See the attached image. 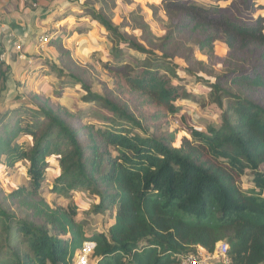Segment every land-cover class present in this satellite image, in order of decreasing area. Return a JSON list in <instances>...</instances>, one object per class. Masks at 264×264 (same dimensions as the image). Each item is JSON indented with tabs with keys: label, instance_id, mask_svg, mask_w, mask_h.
I'll return each mask as SVG.
<instances>
[{
	"label": "trees",
	"instance_id": "1",
	"mask_svg": "<svg viewBox=\"0 0 264 264\" xmlns=\"http://www.w3.org/2000/svg\"><path fill=\"white\" fill-rule=\"evenodd\" d=\"M156 1L179 15L178 28L198 32L199 50L212 52L223 41L227 68L214 75L190 54L167 50L171 35L149 48L88 0H64L99 23L111 43L113 62L103 66L113 93L65 81L63 70L47 61L27 68L54 71L38 91L47 93L61 78L60 90L77 97L78 108L73 114L72 100L53 106L33 93L35 101L0 110V165L4 172L26 166L30 177L28 186L6 195L14 209L0 203V264H74L86 240L96 243L91 264H180L184 254L198 247L212 253L223 241L230 264H264V0ZM126 50L131 61L122 60ZM18 61L0 60V82L14 80L23 68ZM207 94L216 109L203 112L199 101ZM92 104L107 111L102 123L89 121ZM204 113L203 128L196 121ZM172 122L178 126L171 129ZM181 128L188 135L177 143ZM53 153L62 174L52 176L46 193L85 191L92 213H109L105 231L87 230L74 205L52 208L38 198L48 173L45 158Z\"/></svg>",
	"mask_w": 264,
	"mask_h": 264
},
{
	"label": "rangeland",
	"instance_id": "2",
	"mask_svg": "<svg viewBox=\"0 0 264 264\" xmlns=\"http://www.w3.org/2000/svg\"><path fill=\"white\" fill-rule=\"evenodd\" d=\"M50 1L56 2V0ZM63 1L59 0L58 4L52 6L51 12L53 14H45L46 18L38 20L37 27L32 29L27 37L28 40L24 41V44L19 38H15L21 43L25 56L22 60L18 59L20 66H23V68L15 75L14 80L4 79L0 82V94L3 93V96H0V110L16 103L35 101L32 94L36 93L41 102L47 100L53 106H66L64 103L65 98L72 100L68 110L70 113L77 114L78 99L75 96L70 98L68 93L60 90L61 78L55 79L52 89L47 93L38 91L37 86L43 78L47 77L46 73L56 76V73L51 69L41 72L39 70L27 72V68L40 69L42 61L60 67L66 75L63 78L65 81L71 80L70 82H72V80L78 79L89 86L91 92L99 95L113 93L112 78L103 66L105 60L113 62V59L107 55L111 50V43L105 38L103 28L90 18L83 19L81 13L74 8V5H62ZM88 2L90 5L101 9L114 26H119L127 34L136 36L140 42L146 44L149 48L159 47L162 42L167 41L168 35H171L172 39L166 46L167 50H176L182 56L190 54L195 60L204 62L207 70L212 71L214 75L224 71L228 66V49L223 41L217 40L213 45L212 52L199 50L195 44L198 32H192L190 27L178 28L177 24L181 22L179 15L175 12L166 11L156 0H115L114 3L105 1L103 4L101 0H88ZM34 9H37V7ZM145 9L149 11H145ZM70 21L75 23L79 30H72L69 25ZM90 24L93 26L92 28H89ZM58 33L60 34L59 38L55 36ZM41 35H48V43L44 45L37 43L36 40ZM102 41L104 44H102ZM24 47L26 48L24 49ZM86 50L90 51L86 52ZM2 52L6 58L7 52L0 51V53ZM34 58L37 59L34 60ZM131 58L132 55L126 50L122 60L131 61ZM177 82L182 83V81L176 79ZM185 84L193 91L195 84L191 79H187ZM79 91L80 87L77 86L76 94ZM199 102V106L204 110L203 112L208 109H216L210 94H207L205 99ZM90 110L95 111V116L89 117L91 123H102L101 116L108 114L97 104H92ZM217 116L218 114L215 113L214 118H217ZM205 118L206 113L198 118L197 125L204 128L208 123ZM174 124L175 122H172L171 129L175 128L173 127ZM20 167L22 166L17 165L13 169L4 172L13 178V181L17 184L16 188L30 184L29 179H26L25 175L20 172ZM242 180L245 182L246 178ZM51 183L52 175L47 173L45 180L42 181L38 198L45 199L52 208H66L74 205L77 208V218L87 223V230L90 232L106 230L111 218L109 213L95 214L90 209L84 210L81 207L83 203L91 201L85 191L78 190L69 196L47 194L46 192ZM16 188H11L9 185L6 190L5 187L0 186V203L3 206L14 209L10 199H6V195ZM81 193L86 194V197L80 196L77 199L76 197ZM23 214L18 213L19 216ZM210 264H219V261L212 259Z\"/></svg>",
	"mask_w": 264,
	"mask_h": 264
},
{
	"label": "crops",
	"instance_id": "3",
	"mask_svg": "<svg viewBox=\"0 0 264 264\" xmlns=\"http://www.w3.org/2000/svg\"><path fill=\"white\" fill-rule=\"evenodd\" d=\"M58 3L59 0L56 2L39 0L37 9H31L30 0H0V51L7 52L8 57L15 58L12 40L19 38L24 44L32 29L37 27L38 20L46 18L45 14H53L51 8Z\"/></svg>",
	"mask_w": 264,
	"mask_h": 264
},
{
	"label": "built area",
	"instance_id": "4",
	"mask_svg": "<svg viewBox=\"0 0 264 264\" xmlns=\"http://www.w3.org/2000/svg\"><path fill=\"white\" fill-rule=\"evenodd\" d=\"M39 0H30L29 7L31 9H34L38 7ZM37 43L39 45H44L48 43L49 37L48 35H41L37 38ZM12 50L15 53L17 59L22 60L25 58L23 51H22V45L20 42H18L16 39L12 40ZM5 58L4 53H0V60H3ZM224 244H227V249L223 247ZM96 243L91 240H86L82 244V247L79 251H77L75 255L74 264H91V256L95 250V247H93ZM91 249L90 251H85V249ZM212 259H216L219 261V264H230V260L228 257V243L223 241L219 242L214 251L212 253L206 252L201 247H198L195 253H186L183 255L180 264H210L212 262ZM86 261V262H85Z\"/></svg>",
	"mask_w": 264,
	"mask_h": 264
},
{
	"label": "clouds",
	"instance_id": "5",
	"mask_svg": "<svg viewBox=\"0 0 264 264\" xmlns=\"http://www.w3.org/2000/svg\"><path fill=\"white\" fill-rule=\"evenodd\" d=\"M145 11H149L148 9H145ZM87 51H90V50H86ZM178 63H182V61H177ZM179 75H184L183 72H180ZM173 83H175V81H173ZM176 103H184L183 101H177ZM195 105H193V109H195ZM192 115V118L193 120H196L197 117H198V114L193 111L190 113ZM178 125L174 124L173 127H177ZM188 133L184 130V129H180V131L177 133V143L179 142V138L181 136H187ZM26 139H28L29 142H31V137H26ZM46 161L49 165V167L46 169V171L48 173H50L52 176L54 177H59L61 174H62V168L60 166V163H59V159H60V156L58 153H53L49 156H47L46 158ZM25 165L28 164L27 161L24 162ZM4 166L3 165H0V186H3L5 187V189L7 190V186H11V188H16L17 187V184L13 181V178L7 174L4 173ZM20 172L22 174L25 175V178L26 179H30V177L27 176V167L26 166H22L20 167ZM80 196H85L86 197V194L84 193H81L79 196H77L76 198L79 199ZM99 203V197L96 198L95 200V204H98ZM90 202H85L81 205V207L84 209V210H88L90 208ZM93 247H95V245H93ZM223 247L225 249H227V244H224ZM91 249H85V251H90ZM86 262V261H85Z\"/></svg>",
	"mask_w": 264,
	"mask_h": 264
}]
</instances>
